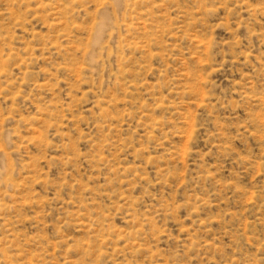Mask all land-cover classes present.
Returning <instances> with one entry per match:
<instances>
[{
    "label": "rangeland",
    "instance_id": "obj_1",
    "mask_svg": "<svg viewBox=\"0 0 264 264\" xmlns=\"http://www.w3.org/2000/svg\"><path fill=\"white\" fill-rule=\"evenodd\" d=\"M0 264H264V0H0Z\"/></svg>",
    "mask_w": 264,
    "mask_h": 264
}]
</instances>
